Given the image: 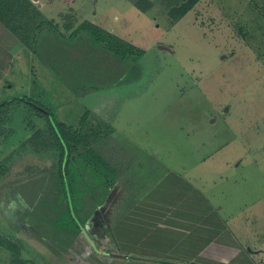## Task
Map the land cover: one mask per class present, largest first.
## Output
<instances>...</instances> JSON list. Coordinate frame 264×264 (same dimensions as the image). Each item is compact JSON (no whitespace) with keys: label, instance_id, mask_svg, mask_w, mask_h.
Returning <instances> with one entry per match:
<instances>
[{"label":"rangeland","instance_id":"1","mask_svg":"<svg viewBox=\"0 0 264 264\" xmlns=\"http://www.w3.org/2000/svg\"><path fill=\"white\" fill-rule=\"evenodd\" d=\"M14 1L19 8L10 17H20L22 10L29 46L47 25L67 37L89 22L143 55L128 61L122 79L120 62L109 69L110 61L90 38L81 34L63 41L71 62L64 98L60 86L65 82L47 73L40 47H27V75L20 88L7 84L0 92V264H53L18 232L13 196L23 183H42L40 170L54 158L56 143L34 107L17 99L1 106L15 98L36 103L50 118L69 125H77L89 110L92 129L106 131L100 151L115 168L125 157L126 163L145 161L155 171L133 141L187 167V179L196 178L226 207V215L234 217L231 229L243 243L263 251L258 261L264 264V0H199L176 21L172 11L190 0ZM51 38L57 49L62 40ZM117 193L129 196V191ZM112 199L105 215H96L86 228L97 248L109 252L113 244L99 222L112 219ZM62 264L114 263L77 240Z\"/></svg>","mask_w":264,"mask_h":264},{"label":"crops","instance_id":"2","mask_svg":"<svg viewBox=\"0 0 264 264\" xmlns=\"http://www.w3.org/2000/svg\"><path fill=\"white\" fill-rule=\"evenodd\" d=\"M37 11L41 14L42 9ZM1 13L5 14V9L0 8ZM22 14L21 10L20 17L15 19L2 16L11 23L10 27L0 20V92L7 84L12 89L20 88L27 75L24 56L28 49L23 44L27 36L23 33ZM133 142L146 156V162L155 164V171L145 161L137 165L134 160L126 163L125 157L122 166L111 165L116 171V188L104 203H98L90 217L92 222L96 215H105L101 213H105L106 203L113 197L112 219L100 220L99 226L107 232L114 252L97 248L95 240L92 242L86 233L88 227L78 241H86L95 256L112 259L114 264H260L258 257L263 251L253 249L235 235L230 224L233 215H226V207L196 178H192L193 182L187 179L190 174L187 167L170 162L166 154L161 156L158 151ZM50 163L43 164L46 169L40 170V174L50 168ZM157 173L161 175L155 177ZM116 190L129 191V196L123 197Z\"/></svg>","mask_w":264,"mask_h":264},{"label":"trees","instance_id":"3","mask_svg":"<svg viewBox=\"0 0 264 264\" xmlns=\"http://www.w3.org/2000/svg\"><path fill=\"white\" fill-rule=\"evenodd\" d=\"M198 2L199 0H190L180 8L174 9L170 15L171 18L176 21L186 16ZM15 7L19 8V5L14 0L9 3L0 0V8L5 9V14H0V20L8 27L11 23L3 18H9ZM43 29L38 30L30 46L25 40L26 45L33 51L35 49L37 51L40 47L42 66L46 68L48 74L49 72L55 74L61 82L64 81V76L67 78L65 73L70 72L71 67L70 58L67 55L70 50L63 41L80 37L81 34L90 38L91 43L100 48L99 51L101 50L104 57L111 63L109 69L114 68L113 61L120 62L122 79L130 69L128 61L132 59L138 61L143 55L141 50L125 44L89 22H85L69 37L60 35L52 25H47ZM46 34L49 36L43 39L42 36ZM52 34L62 40L57 45V49L54 48ZM134 49L137 55L133 54ZM83 60L86 62V55ZM117 72L114 71V73ZM60 89L65 98L64 94L66 95V90L69 89L68 84L62 82ZM16 99L34 107L33 111L39 117L46 118L43 125L56 143L54 158L49 159L51 166L41 173L42 183L39 184L38 179L30 180L14 188L16 228L33 250L45 256L53 264H62L79 235L90 226L91 209H97L98 203H104L109 193L116 188L114 185L116 171L100 151V142L106 135V131L92 129L90 122L92 116L89 110L82 112L77 125H69V123L60 122L57 118H50L49 112H46L47 109L38 104L36 107V103L27 101L26 98H15L1 106H7ZM67 102L69 101L65 103ZM0 244L4 245L2 241Z\"/></svg>","mask_w":264,"mask_h":264},{"label":"water","instance_id":"4","mask_svg":"<svg viewBox=\"0 0 264 264\" xmlns=\"http://www.w3.org/2000/svg\"><path fill=\"white\" fill-rule=\"evenodd\" d=\"M228 109H225V111H227ZM249 250H251V249H249Z\"/></svg>","mask_w":264,"mask_h":264}]
</instances>
